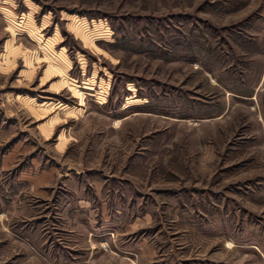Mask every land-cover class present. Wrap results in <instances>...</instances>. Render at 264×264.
Returning a JSON list of instances; mask_svg holds the SVG:
<instances>
[{"label": "rangeland", "instance_id": "1", "mask_svg": "<svg viewBox=\"0 0 264 264\" xmlns=\"http://www.w3.org/2000/svg\"><path fill=\"white\" fill-rule=\"evenodd\" d=\"M259 249L264 0H0V264Z\"/></svg>", "mask_w": 264, "mask_h": 264}, {"label": "crops", "instance_id": "2", "mask_svg": "<svg viewBox=\"0 0 264 264\" xmlns=\"http://www.w3.org/2000/svg\"><path fill=\"white\" fill-rule=\"evenodd\" d=\"M255 253V252H254ZM259 253H260V255H262V257H263V259H264V249H259Z\"/></svg>", "mask_w": 264, "mask_h": 264}]
</instances>
